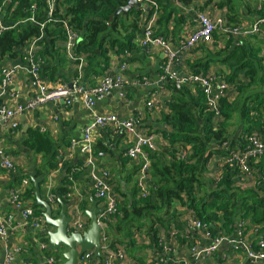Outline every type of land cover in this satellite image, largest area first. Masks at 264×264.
Instances as JSON below:
<instances>
[{"label":"crops","instance_id":"obj_1","mask_svg":"<svg viewBox=\"0 0 264 264\" xmlns=\"http://www.w3.org/2000/svg\"><path fill=\"white\" fill-rule=\"evenodd\" d=\"M232 1L237 6L236 13L231 11L228 7V0H194L189 5H183L180 3V0H169L160 8L158 21L156 23V33L167 39L172 46L179 47L181 42L197 28L198 13L200 12L205 13L213 20L223 21L224 25L227 24L229 26L242 25L244 27H250L259 18H264V5L260 6L256 3L257 8H254L255 14L253 17H251L249 11L245 7L249 6L252 8L253 6L249 4L255 3L256 0ZM259 1L264 2L263 0ZM260 7L263 10L259 9ZM139 9H142V11L145 9L143 15H148V7H136L134 12L138 14L140 11ZM230 15L232 17H230ZM258 38L263 39L262 42H264V27L259 35L248 37L245 43L248 42L252 47L257 48L261 41ZM142 40L143 33L140 32L134 39V49L132 51L120 52L118 48H116L109 50L107 56L102 58L99 50H97V55L85 53L76 56V60L69 59L63 42H58L57 47L65 57L60 55L53 60H47L45 63L46 65L44 64L45 69L44 71L42 69L41 73L48 90H53L62 83L67 85L77 83L82 86L84 91H89L91 88L98 85L101 78L104 76H115L119 74L120 65L122 63H127L128 69L125 72V76L132 79L142 77L150 78L152 84L147 89H128L125 91V99L119 95L118 91H113L110 95L97 101L92 109H88L84 105L83 97L80 96H76L73 104L69 106L64 102L41 105L32 111H27L20 118L21 124L19 129L13 133L7 130L3 125H0V148L6 149L8 154L12 157L17 169L16 173H14L0 166V201L2 203L0 206V223L6 221L9 217L12 219L10 223L6 224V230L8 232L7 239L3 240L0 238V262L5 257L6 253L14 248L21 249V254L15 264H41L45 256H56L55 253L50 251L43 253L39 251V238L37 234L33 228L25 224L22 219L23 208L31 206L33 201L26 197L23 208H19L10 200L12 190L21 187L23 177L28 176L32 168L35 169V166H47V161L42 155H35L34 152L24 145V141L28 137V131H37L49 138L53 142V151L59 153L58 157L64 162V167L67 165L73 170V174L76 178L69 176V179H72V183L68 186V189L70 192L77 191L81 194L83 205L87 206V203H89L85 211L91 209L92 203L90 198L92 196L95 198V195L89 184V179L87 178L88 171L83 173L76 171L77 168H80L85 163L87 155L81 154L79 148L72 149V146L74 143L78 145L82 141L83 130L93 123L95 114H117L121 120H127L138 111H142L143 116L142 120H140L141 125L157 137L161 149H170V143L165 133L167 130L171 131L172 129L165 122V117L170 114V102L173 90L161 86L159 82V75L161 73V66L165 60V55L159 47H144L142 45ZM28 46L18 49V56L16 58L7 59L0 63V67L8 65L21 68L14 83L0 98V103L4 105L10 107L17 104L25 105L36 96L37 86L34 81L29 78L26 71L28 52L30 50ZM105 48H108V46H105ZM234 48H238L236 39L233 36L223 34L221 30H217L211 45H201L192 51L182 53L177 69L183 76L191 74L193 73L191 65L208 60V54H211V56L220 55L221 57L223 53H231ZM260 48L262 49L261 58L263 59L264 65V44L260 45ZM42 52H44V48L37 44L36 53L38 57H41ZM106 58L108 59V65L107 68H104L105 71L103 72ZM61 59H64V61L66 60L65 64L62 63ZM210 65L209 72L215 73L218 75L220 81L229 84V92L232 96V100H236L239 95L235 88L236 85L227 81V77L230 76L232 71L231 68L220 63L211 62ZM239 79L247 83L244 75H240ZM187 88L192 91L195 97H199L198 91H202L198 87L189 86ZM203 97L205 100L204 94ZM148 101H153V108H146V103ZM261 124V127L250 125V127H253L250 135L256 132L264 143V122H261ZM245 134L246 132H244L243 126L236 131L237 136L240 135L241 138L246 139L247 135ZM94 141L96 149V166L111 171L112 187L118 194L120 205H122V203L129 201L133 190L136 188L135 180L137 172L135 171V166L137 165L132 163L125 155L131 144L122 131L115 134L111 129L101 130L97 136H94ZM100 143H103L106 148L104 152L100 151L97 153ZM245 143L247 142L243 140L238 141V143H235L231 148L229 144L226 149L220 147L219 150L228 151V153H230L241 149V144L244 145ZM71 153L73 155L70 158L69 156ZM223 159L224 156L216 155L214 160L211 161L206 176L208 181L213 183L216 177L219 178L223 176ZM48 160H50V158H48ZM74 163L79 164V167L74 168ZM64 167L60 172H58L57 169L52 172L48 171V169L46 170L45 183L42 185L44 196L47 193V186L49 184L53 185L55 189L63 185L64 178L67 175V170H64ZM254 171L256 172V170ZM19 176L22 177L21 180L18 179ZM250 185H252V183ZM175 210L177 217L171 218L167 226L163 227L167 231L166 246L169 248V256L171 259L186 261L190 258L189 249L194 243H205L207 241H203L200 235H197L194 230L186 225L184 221V215L186 213L185 208L177 205L174 208V211ZM59 211L60 207L55 210V213L58 214ZM115 219L116 215L111 218L110 223ZM245 222L247 223L246 241H251L255 244L259 238L264 237V225L256 226L251 221ZM157 226L159 227V225ZM171 226L177 227L176 229L180 236L177 238L171 237ZM51 230L52 228L48 227V233ZM132 238L135 243L133 246L126 245L128 243V241H126L124 244H118L113 248L115 250H124L127 255L128 264H150V251L153 250L156 252L162 250L159 248L158 241L153 240L148 233L136 231ZM103 254L105 253L103 252ZM63 261L62 259L61 263ZM102 261V259L94 260L91 258L88 264H99ZM204 262L205 264H257L252 263L243 251H233L228 244L224 245L213 257L206 258ZM259 264H264V262Z\"/></svg>","mask_w":264,"mask_h":264},{"label":"trees","instance_id":"obj_2","mask_svg":"<svg viewBox=\"0 0 264 264\" xmlns=\"http://www.w3.org/2000/svg\"><path fill=\"white\" fill-rule=\"evenodd\" d=\"M153 1L158 3L160 9L169 0ZM193 1L180 0V3L189 5ZM3 2L4 0H0V5ZM129 2L130 0H58L53 17L49 19L45 0H11L7 2L2 17L7 29L0 32V63L16 58L17 50L27 47L35 39H41L37 44L44 48L41 55L44 64L49 59L64 56L57 43L65 41L66 26L80 33V40L74 50L75 56L85 53L97 55L99 50L100 56L105 58L109 50L116 48L120 52L132 51L134 39L141 32L142 9L137 14L134 8L126 15L128 17L121 14L110 22V17ZM33 5L37 7L36 23L28 21ZM228 7L236 13L237 6L232 0H228ZM38 24H44V29ZM259 40L257 48L247 42L242 47L234 48L231 53H223L221 57L208 54V60L191 65L195 74L205 75L209 72L211 62L231 68L227 81L236 85L239 95L232 103L230 99L222 100L223 121L220 123H215L213 114L207 111L202 91H198L199 97H195L187 87L172 89L170 114L165 117V122L172 129L165 133L170 149L164 148L151 154L150 195L146 199L139 198L135 186L136 190H133L130 200L119 206L116 219L108 223L106 235L112 248L126 241V245L133 246V234L143 229L157 241L158 228L167 226L171 218L177 217L176 210L174 211L177 205L192 209L200 220L212 224L214 235L218 231L232 234L239 220L251 221L256 226L264 225V158L258 165L252 164L259 180L254 188L236 187L234 177L237 173L228 166L224 168L218 184L208 181L206 177L209 164L216 155L228 154V151H221L219 148L229 140L230 148L243 140L236 132L233 136L229 134L230 121L234 116L239 120L238 129L244 127L245 135L252 133L253 127L250 125L261 127V122H264V65L260 48L264 42L263 39ZM61 61L63 64L66 62L64 59ZM107 61L106 58L103 72L107 68ZM240 75H244L247 83L239 79ZM27 134L24 145L47 161L46 167L35 166L38 176L45 175L47 169L52 172L64 165L58 157L59 153L53 151V142L49 138L37 131L30 130ZM245 144H241V149L245 148ZM105 148L100 143L97 153L104 152ZM183 151H186V156L178 157V153ZM73 167L77 168L79 164L74 163ZM64 170H67V175L63 185L55 189V193L66 202V195L70 192L68 186L72 183L69 176H76L69 166L66 165ZM138 170L139 167L135 166V171ZM18 179L21 180L22 177L19 176ZM42 185L41 192L45 199ZM33 191L32 184L27 198L33 201L32 206L40 217L43 208L36 205ZM83 208L85 211L87 206L83 205Z\"/></svg>","mask_w":264,"mask_h":264},{"label":"built area","instance_id":"obj_3","mask_svg":"<svg viewBox=\"0 0 264 264\" xmlns=\"http://www.w3.org/2000/svg\"><path fill=\"white\" fill-rule=\"evenodd\" d=\"M11 0H4L0 5V32L7 29L3 23L4 9L7 2ZM48 6V17L51 19L56 8L58 0H45ZM264 1V0H263ZM138 3L144 4L148 7V15H143L140 18L141 32L143 33L142 45L144 47H159L164 55L165 60L161 66V73L159 75V82L161 86L166 88L181 90L183 87L199 86L205 96V105L207 111L214 116V122L220 123L222 118V100L230 99L232 96L229 92V84L219 80L218 75L208 72L204 73L182 75L177 69L180 63L182 53L192 51L201 45H211L214 34L217 30H221L223 34L233 36L236 39L238 47L244 46L246 39L253 35H259L264 27V18H259L250 27L244 26H229L223 24V21H216L211 19L203 12L198 13V26L191 34L183 40L179 47H174L171 43L159 36L156 33V23L158 21L160 9L157 2L153 0H137ZM264 3V2H263ZM37 7L32 6V15L28 21L36 23L35 11ZM259 9H262L261 7ZM145 11V9L143 10ZM151 13V14H150ZM41 29H44V24H38ZM41 39H35L29 44V52L27 58V68L29 78L34 81L37 86L36 96L29 100L25 105L17 104L13 107L0 103V125L6 127L11 133L17 131L20 127V118L27 112L36 109L37 107L49 103L64 102L67 106L72 105L76 96L83 97L84 105L88 109H92L97 101L102 100L113 91H118L119 95L125 99V91L128 89L145 90L151 86L152 80L148 77L129 78L125 76L128 69L127 63L120 65V73L111 76L106 75L101 78L98 85L91 88L89 91H84L82 86L77 83L67 85L62 83L53 90H48L41 74L44 60L38 57L36 53L37 43ZM80 40V33L72 30L66 26V39L63 42L66 54L69 59L76 60L74 54L77 42ZM21 68L18 66H2L0 67V98L14 83ZM153 101L146 103V108H153ZM143 113L138 111L135 115L127 120H121L117 114H95L94 121L87 126L82 133V141L72 146V149L79 148L80 153L87 155L85 163L77 168L78 172L88 171L87 178L89 184L95 195V198L100 202L104 212L99 214L98 222L102 227V253L105 254V259L99 264H128L127 255L123 249H113L110 246V241L106 235V227L111 218L118 214L120 198L112 187V173L109 169L98 168L96 166V149L94 136L98 135L101 130L111 129L115 134L122 131L128 138L130 146L126 151V157L132 163L139 167L136 173V186L139 193V198L146 199L150 195V170H151V154L161 150L157 137L151 134L144 126L141 125ZM100 136V134H99ZM247 142L244 149L232 151L224 156L223 168L228 166L237 174L234 177L235 186L244 189L254 188L259 183L257 175L253 170V165L258 164L264 158V143L260 136L254 132L252 135H247V138H242ZM77 146V147H76ZM229 142L222 147L226 149ZM70 154V158L72 157ZM186 156V151L178 153V157ZM253 164V165H252ZM0 166L6 170L16 173L17 169L8 154L6 149L0 148ZM64 165H61L57 171H62ZM215 178L214 181L218 184L221 180ZM72 179H70L71 181ZM252 183V185H250ZM31 181L28 176L23 177L21 187L12 190L11 202L17 207L23 208L26 202V197L31 189ZM214 186V185H213ZM216 186V185H215ZM45 200L53 206L54 211L60 207L58 197L55 193V187L49 184L47 186V193ZM67 204L69 205L68 214L71 217V222L68 226L69 233H84L89 229V220L83 208V199L77 191H71L66 195ZM2 205L0 201V206ZM186 213L184 221L197 235H200L205 243H194L190 249V258L186 261H177L170 258L169 248L166 246L167 231L163 227H159L157 233V241L161 251H150V264H205L206 258L213 257L220 249L228 244L233 251H243L252 263L264 262V237L258 239L254 244L251 241H246V226L244 220H239L234 227L232 234H227L224 231H218L214 235L212 231V224H208L200 220L192 209L185 207ZM22 219L25 224L30 225L39 238L38 249L40 252L50 251L48 225L43 216H37L33 206L23 208ZM11 217L0 223V238L5 240L8 237L6 224L11 222ZM171 237L177 238L179 232L177 227L171 226ZM44 239H47L46 241ZM20 248H14L8 251L5 255L2 264H15L19 255ZM92 251L86 252L80 259L79 264H88L93 256ZM62 259L54 255L45 256L41 264H62Z\"/></svg>","mask_w":264,"mask_h":264},{"label":"water","instance_id":"obj_4","mask_svg":"<svg viewBox=\"0 0 264 264\" xmlns=\"http://www.w3.org/2000/svg\"><path fill=\"white\" fill-rule=\"evenodd\" d=\"M147 8L146 5L138 3L137 0H130L126 7L119 8L111 17L110 22L121 14L125 16L134 8ZM34 188V196L36 205L43 208V214L46 224L52 230L48 233L49 236V248L51 251L60 252L65 248L63 252L62 264H79V259L88 251H92L94 254L92 259H105V255L102 253V240L103 231L98 222L99 214L104 212V208L100 206V202L93 196L90 198L92 207L85 211V214L89 220V229L84 233H69L68 226L71 222V217L68 214L69 205L61 198H58L60 205V211L55 213L53 206L48 203L42 196L41 185L45 181V175H37L34 168L31 169L28 175ZM5 258V257H4ZM4 258L0 263H3Z\"/></svg>","mask_w":264,"mask_h":264},{"label":"rangeland","instance_id":"obj_5","mask_svg":"<svg viewBox=\"0 0 264 264\" xmlns=\"http://www.w3.org/2000/svg\"><path fill=\"white\" fill-rule=\"evenodd\" d=\"M253 3V2H252ZM258 5H260V6H262V5H264L263 4V2L262 1H259V0H256V2L255 3H253V4H249L250 6H253L252 8H250L249 6H245L246 8H247V10L249 11V14L251 15V17H253L254 16V8L257 6V4ZM248 5V4H247ZM257 8V7H256ZM236 11H237V9H236ZM230 17H232L231 15H230ZM203 95V94H202ZM232 97L230 98V102L232 103V102H234V99L232 100ZM233 118V117H232ZM240 126V124H239V120H237V117H235L234 116V118L230 121V126H229V134L231 135V136H233L234 135V133L238 130V127ZM259 181V180H258ZM136 190V189H135ZM130 200V199H129ZM126 202H124V203H122V205H124ZM89 205V204H88ZM88 205H87V207H88ZM122 207V206H121ZM141 232H143V233H146V230H142ZM65 251V248L64 249H62V250H60V252H55V251H52L53 253H55V255H56V257H58V258H61V259H63V256H62V254H63V252ZM57 254H59V255H57Z\"/></svg>","mask_w":264,"mask_h":264}]
</instances>
